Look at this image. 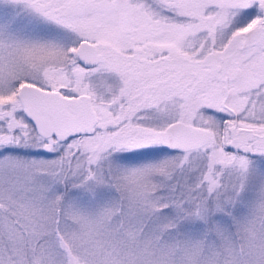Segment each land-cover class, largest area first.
<instances>
[{
  "label": "snow or ice",
  "instance_id": "1",
  "mask_svg": "<svg viewBox=\"0 0 264 264\" xmlns=\"http://www.w3.org/2000/svg\"><path fill=\"white\" fill-rule=\"evenodd\" d=\"M0 264H264V0H0Z\"/></svg>",
  "mask_w": 264,
  "mask_h": 264
}]
</instances>
